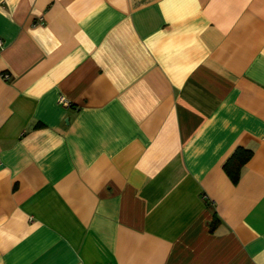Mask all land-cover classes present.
Wrapping results in <instances>:
<instances>
[{
  "label": "crops",
  "instance_id": "0c3cea01",
  "mask_svg": "<svg viewBox=\"0 0 264 264\" xmlns=\"http://www.w3.org/2000/svg\"><path fill=\"white\" fill-rule=\"evenodd\" d=\"M0 40V264H264V0H0Z\"/></svg>",
  "mask_w": 264,
  "mask_h": 264
},
{
  "label": "trees",
  "instance_id": "16d2710c",
  "mask_svg": "<svg viewBox=\"0 0 264 264\" xmlns=\"http://www.w3.org/2000/svg\"><path fill=\"white\" fill-rule=\"evenodd\" d=\"M251 155V150L238 147L225 161L223 170L232 182L235 183L238 180L241 167L251 158ZM211 225L213 226V223Z\"/></svg>",
  "mask_w": 264,
  "mask_h": 264
},
{
  "label": "built area",
  "instance_id": "2783aa9c",
  "mask_svg": "<svg viewBox=\"0 0 264 264\" xmlns=\"http://www.w3.org/2000/svg\"><path fill=\"white\" fill-rule=\"evenodd\" d=\"M2 46V41L0 40V47ZM4 79H7L8 76L7 75H4L3 76ZM59 103L63 106H67V101L64 99V98H60L59 100Z\"/></svg>",
  "mask_w": 264,
  "mask_h": 264
}]
</instances>
